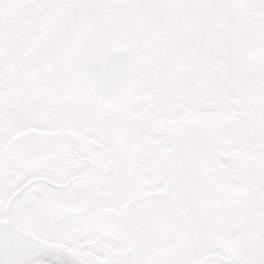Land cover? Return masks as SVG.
Instances as JSON below:
<instances>
[{
  "label": "snow or ice",
  "instance_id": "obj_1",
  "mask_svg": "<svg viewBox=\"0 0 264 264\" xmlns=\"http://www.w3.org/2000/svg\"><path fill=\"white\" fill-rule=\"evenodd\" d=\"M0 264H264V0H0Z\"/></svg>",
  "mask_w": 264,
  "mask_h": 264
}]
</instances>
